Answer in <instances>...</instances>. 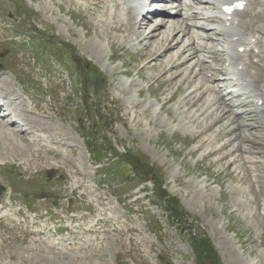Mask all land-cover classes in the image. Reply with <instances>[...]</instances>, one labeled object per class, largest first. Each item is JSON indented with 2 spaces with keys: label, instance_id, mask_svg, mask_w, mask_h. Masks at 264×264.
<instances>
[{
  "label": "rangeland",
  "instance_id": "rangeland-1",
  "mask_svg": "<svg viewBox=\"0 0 264 264\" xmlns=\"http://www.w3.org/2000/svg\"><path fill=\"white\" fill-rule=\"evenodd\" d=\"M16 2L0 0V65L26 83L25 93L38 101L34 124L53 131L58 145L36 146L0 126V184L12 198L36 197L33 211L91 207L95 214L77 223L65 251L32 236L50 228L43 221L32 229L0 224V264H196L190 238L198 235L220 264H264V111L232 120L221 101L216 105L217 82L206 75L218 78L217 62L204 71L195 61L170 69L186 40L167 53L163 27L148 49L107 18L103 3ZM154 26L146 22L144 38ZM32 44L40 49L35 63ZM255 59H262L260 82L264 51ZM78 66L101 79L95 94Z\"/></svg>",
  "mask_w": 264,
  "mask_h": 264
},
{
  "label": "bare ground",
  "instance_id": "bare-ground-1",
  "mask_svg": "<svg viewBox=\"0 0 264 264\" xmlns=\"http://www.w3.org/2000/svg\"><path fill=\"white\" fill-rule=\"evenodd\" d=\"M127 1H130V0H127ZM234 1H237V0H234ZM244 1H247V0H244ZM260 1L261 0H256V3L259 4ZM197 2L200 3V4H205V5L209 6V5H214L216 3V0H199ZM248 4H249V1H248ZM177 7L182 9V4L180 5V3H178ZM246 17L249 18V22L248 23H244L245 20H240L236 26L234 25L235 19L232 20L231 22H229V21L223 22L224 25L229 24V28L228 29H230L231 31L234 32V33L229 34V35L224 33L225 35H223L224 41H225V43L227 44V47H228V50H227V53H228L227 55L228 56L227 57L230 60H232L233 62L237 61L235 59V57H237V55H238V51L237 50L239 48L248 49L249 47L255 48V46L258 47V46L261 45V40L260 39H255V36H254L255 33H257V34L258 33H263L262 35H264V24H262L263 21H264V10H263L262 13L261 12L257 13L255 16H253L252 13L249 14L247 12V16ZM213 18H216V17L213 16ZM254 18L257 20L256 22H258V24L254 23L255 22V21H253ZM209 19H211V17H206V20H209ZM171 25L173 27H172V29L170 31V35L169 34L164 35L166 37L170 36L169 37L170 40L168 39L167 42H164L165 45L167 46L166 49H164V50L165 51L167 50V53L170 52L177 45V42H175L174 45H172L171 42H173V40L175 39V36L179 32V30L177 28L179 26V21L173 20L171 22ZM160 26H165V25L163 23H161ZM160 26H157V28H155L151 33H149L147 38H142L143 41L147 40L148 38L153 39L154 37H156L155 36V34L157 33L156 31H158ZM254 26H256L257 28H255ZM243 29L246 30V31H243ZM166 37L163 38V41L165 40ZM263 38H264V36H263ZM253 40H254V44L252 43ZM165 51H163V52H165ZM187 51H188L187 49H183V48L179 49L178 53L176 54V57L175 58L173 57L174 60L171 59L170 62H169V63H171L170 69L179 66V62L180 61L188 60L191 57V54L187 53ZM159 55H161V54H159ZM149 67L152 68V66H149ZM239 67H240V64L237 65V68H236V66L234 67L235 70L232 71V76L233 77H236V76H238V74H240L239 70H238ZM235 83L238 84L239 86H245L246 85V81L243 80L242 77ZM215 93L219 94V92L216 91V90H215ZM262 96H264V93L260 94V97H257L256 99H262ZM218 102H219V99L216 102V104H218ZM243 114H247V112H244ZM27 126H28L27 127L28 131H30V134L33 135V137L35 136V134H38L33 139V142H35L37 140L36 138H40L44 142H49L48 141L49 140L48 133H45L43 131H41V133H38V131H37L38 128H37V126H35V124L32 121H30V124L27 125ZM8 135H10V137L13 139L14 134H10L9 133ZM1 209L2 208L0 207V211H1Z\"/></svg>",
  "mask_w": 264,
  "mask_h": 264
},
{
  "label": "trees",
  "instance_id": "trees-1",
  "mask_svg": "<svg viewBox=\"0 0 264 264\" xmlns=\"http://www.w3.org/2000/svg\"><path fill=\"white\" fill-rule=\"evenodd\" d=\"M159 200L165 204L164 207L169 206L171 203L169 198L164 200L160 197ZM190 242L195 248L196 264H220L214 249L211 247L207 239L198 235L197 237L190 238Z\"/></svg>",
  "mask_w": 264,
  "mask_h": 264
},
{
  "label": "water",
  "instance_id": "water-1",
  "mask_svg": "<svg viewBox=\"0 0 264 264\" xmlns=\"http://www.w3.org/2000/svg\"><path fill=\"white\" fill-rule=\"evenodd\" d=\"M87 80L93 84L94 88L96 89L98 87V81L96 80V77L94 74L90 73L87 75ZM1 190V189H0Z\"/></svg>",
  "mask_w": 264,
  "mask_h": 264
}]
</instances>
